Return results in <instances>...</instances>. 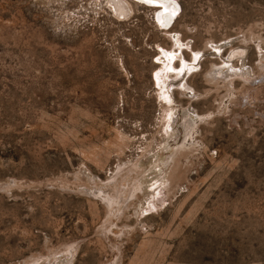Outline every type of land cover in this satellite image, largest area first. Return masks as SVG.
Segmentation results:
<instances>
[{"label":"rangeland","instance_id":"374dc122","mask_svg":"<svg viewBox=\"0 0 264 264\" xmlns=\"http://www.w3.org/2000/svg\"><path fill=\"white\" fill-rule=\"evenodd\" d=\"M165 1L0 0V264H264V0Z\"/></svg>","mask_w":264,"mask_h":264},{"label":"bare ground","instance_id":"6f19581e","mask_svg":"<svg viewBox=\"0 0 264 264\" xmlns=\"http://www.w3.org/2000/svg\"><path fill=\"white\" fill-rule=\"evenodd\" d=\"M114 1V0H113ZM145 1H147V2H149V3H156V4H162V2L164 3V7H165V11L166 12H169V14H172V13H174V11L176 10V7H177V4L175 3V4H172V6H173V10L174 11H172L171 9H170V7L169 6H171L170 4H167V2L165 1V0H145ZM171 1V0H170ZM171 3V2H170ZM119 7H120V4H119ZM122 9H124V8H122ZM121 9V12H123L124 13V10H122ZM166 17V16H165ZM167 17H168V15H167ZM175 57V55H174V52H170L169 54H168V56H167V58H168V60L171 62V60L173 59ZM171 68H173L174 69V67H172V65H171V63L169 64H167V65H163V70L167 73L168 71H169V69H171ZM162 72V71H161ZM218 73H219V71H217ZM219 75H220V73H219ZM170 74L169 75H167V78H170ZM234 76V75H233ZM233 76H232V78H233ZM209 78H210V80H214L216 77H215V74H213V72L212 73H210V75H209ZM59 256V255H58ZM56 261H57V259H56ZM50 264V263H49Z\"/></svg>","mask_w":264,"mask_h":264},{"label":"water","instance_id":"95a60500","mask_svg":"<svg viewBox=\"0 0 264 264\" xmlns=\"http://www.w3.org/2000/svg\"><path fill=\"white\" fill-rule=\"evenodd\" d=\"M123 17V16H122Z\"/></svg>","mask_w":264,"mask_h":264}]
</instances>
